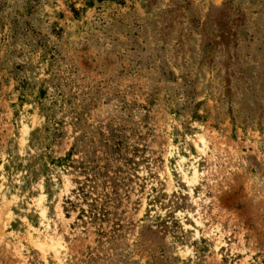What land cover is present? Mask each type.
I'll return each mask as SVG.
<instances>
[{
  "label": "rangeland",
  "instance_id": "obj_1",
  "mask_svg": "<svg viewBox=\"0 0 264 264\" xmlns=\"http://www.w3.org/2000/svg\"><path fill=\"white\" fill-rule=\"evenodd\" d=\"M0 264H264V0H0Z\"/></svg>",
  "mask_w": 264,
  "mask_h": 264
}]
</instances>
